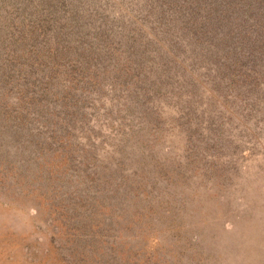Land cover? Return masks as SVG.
I'll use <instances>...</instances> for the list:
<instances>
[{"label": "rangeland", "instance_id": "rangeland-1", "mask_svg": "<svg viewBox=\"0 0 264 264\" xmlns=\"http://www.w3.org/2000/svg\"><path fill=\"white\" fill-rule=\"evenodd\" d=\"M222 262L264 264V0H0V264Z\"/></svg>", "mask_w": 264, "mask_h": 264}, {"label": "bare ground", "instance_id": "bare-ground-1", "mask_svg": "<svg viewBox=\"0 0 264 264\" xmlns=\"http://www.w3.org/2000/svg\"><path fill=\"white\" fill-rule=\"evenodd\" d=\"M235 189H236V188H235ZM239 190H240V189H239ZM232 192H233V191H232ZM205 199H206V198H205ZM213 199L215 200L214 197H213ZM199 200H200V199H199ZM201 200H202V199H201ZM201 200H200V201H201ZM210 200H211V198L209 199V201H210ZM221 201H222V200H221ZM247 201H248V200H247ZM196 202H197V199H196ZM210 202H211V201H210ZM214 202H215V201H214ZM200 203H201V202H200ZM203 203H204V205H205V202H203ZM223 203H224V202H223ZM223 203H222V204H223ZM197 204H198V203H197ZM197 204H196V205H197ZM208 204H209V203H208ZM208 204H207V205H208ZM200 205H201V204H200ZM202 205H203V204H202ZM212 205H213V204H212ZM228 205H229V204H228ZM198 206H199V205H198ZM208 206H211V205H208ZM219 206H220V205H219ZM204 207H205V206H204ZM215 207H216V206H215ZM220 207H221V206H220ZM220 207H219V208H220ZM223 207H224V206H223ZM227 207H228V206H227ZM217 208H218V207H217ZM225 208H226V207H225ZM212 209H213V208H212ZM220 209H221V208H220ZM207 210H208V209H207ZM207 210H206V212H207ZM209 210H210V207H209ZM212 211H214V210H212ZM218 211H219V210H218ZM220 212H221V211H220ZM208 213H209V211H208ZM231 213H232V212H231ZM237 213H238V212H237ZM203 214H204V213H203ZM235 214H236V213H235ZM207 215H208V214H207ZM201 217H202V216H201ZM205 217H206V216H205ZM208 218H209V216L207 217V219H208ZM240 218H241V217H240ZM236 220H237V219H236ZM236 220L233 221V222L237 223L238 220H237V221H236ZM239 220H241V219H239ZM241 221H242V220H241ZM235 223H234V224H235ZM238 224H239V223H238ZM241 225H242V224H241ZM234 227H235V226H234ZM240 227H241V226H240ZM240 227H239V228H240ZM235 228H236V227H235ZM237 228H238V227H237ZM237 228H236V229H237ZM241 228H242V227H241ZM241 228H240V229H241ZM196 229H197V228H196ZM241 230H242V229H241ZM241 230H240V231H241ZM238 231H239V230H238ZM221 232H223V231H221ZM224 232H225V231H224ZM232 232H233V230H232ZM226 234H228V233H226ZM218 236H219V235H218ZM218 236H217V237H218ZM224 236H225V235H223V237H224ZM221 237H222V236H221ZM227 237H228V236H227ZM208 238H209V237H208ZM230 238H231V237H230ZM235 238H236V237H235ZM233 239H234V238H233ZM217 240H219V239H217ZM223 240H224V239H223ZM236 240H237V239H236ZM243 240H244V239H243ZM246 240H247V239H246ZM210 241H211V240H210ZM213 241L215 242L216 240H213ZM234 241H235V239H234ZM211 242H212V241H211ZM214 242H213L212 244H215ZM235 242H238V240L235 241ZM243 242H244V241H243ZM245 242H246V241H245ZM247 242H248V241H247ZM203 243H204V242H203ZM218 243H219V242H218ZM226 243H227V242H226ZM241 243H242V242H241ZM201 244H202V243H201ZM208 244H209V243H208ZM216 244H217V243H216ZM216 244H215V245H216ZM220 244H221V243H220ZM206 245H207V244H206ZM210 245H211V244H210ZM227 245H228V244H227ZM227 245H226V246H227ZM204 247H205V246H204ZM214 247H215V246H214ZM216 247H217V246H216ZM220 247H221V246H220ZM227 248H228V247H227ZM227 248H226V249H227ZM233 248H234V247H233ZM209 249H212V247H210ZM214 249H215V248H214ZM229 249H230V248H229ZM251 249H252L253 251H255L253 248H251ZM224 250H225V249H224ZM227 250H228V249H227ZM205 251H206V250H205ZM222 251H223V250H222ZM245 251H246V253H247L248 250H245ZM253 251H252V252H253ZM206 252H207V251H206ZM209 252H210V251H209ZM220 252H221V251H220ZM223 252L225 253L226 251H223ZM207 253H208V252H207ZM221 253H222V252H221ZM238 253H240V252H238ZM209 255H210V254H209ZM219 255H220V254H219ZM219 255H218V256H219ZM221 255H222V254H221ZM223 256H224V255H223ZM223 256H222V257H223ZM232 256H233V255H232ZM208 257H209V256H208ZM225 258H226V257H225ZM247 258H248V257H247ZM203 259H204V258H203ZM206 259H207V257H206ZM210 259H211V258H210ZM245 259H246V258H245ZM259 260H260V259H259ZM219 261H220V259L218 260V262H219ZM228 261H229V260H228ZM208 262H209V261H208ZM257 262H259V261H257ZM212 263H213V262H212ZM220 263H221V262H220ZM235 263H236V262H235ZM261 263H262V262H261ZM222 264H224V263L222 262ZM232 264H233V263H232Z\"/></svg>", "mask_w": 264, "mask_h": 264}]
</instances>
